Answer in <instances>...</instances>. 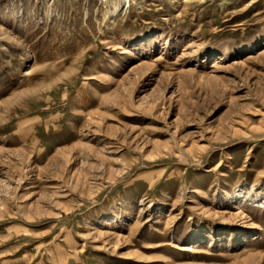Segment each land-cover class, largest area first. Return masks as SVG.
Segmentation results:
<instances>
[{
  "label": "rangeland",
  "instance_id": "obj_1",
  "mask_svg": "<svg viewBox=\"0 0 264 264\" xmlns=\"http://www.w3.org/2000/svg\"><path fill=\"white\" fill-rule=\"evenodd\" d=\"M0 264H264V0H0Z\"/></svg>",
  "mask_w": 264,
  "mask_h": 264
}]
</instances>
